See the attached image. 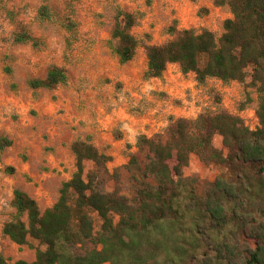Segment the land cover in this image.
I'll return each mask as SVG.
<instances>
[{"label":"trees","instance_id":"obj_1","mask_svg":"<svg viewBox=\"0 0 264 264\" xmlns=\"http://www.w3.org/2000/svg\"><path fill=\"white\" fill-rule=\"evenodd\" d=\"M216 3H227L233 15L224 20V31L217 36L209 29L172 28L174 37L144 45L146 75L159 77L168 64L178 63L200 83L208 77L243 81L251 66L261 126L250 129L239 115L220 111L195 119L178 117L161 133L139 136L137 147L147 151L142 173L152 181L139 183L131 199L105 189L101 171L109 157L89 140H74L76 169L51 206L41 211L27 192H13L17 217L4 223L3 234L19 245L37 240L34 259L10 263L0 254V264H234L229 238L248 234L258 242L243 264H264V0ZM42 14L48 16L46 7ZM134 23L129 13L115 17L110 45L120 63L133 59L139 45ZM30 39L26 32L14 37L18 43ZM67 81L66 69L52 65L29 84L52 89ZM215 134L222 136L226 153L214 146ZM193 153L206 164L225 166L229 174L207 182L199 193L195 178L183 174ZM86 161L94 168L86 171ZM129 164H137L136 154ZM97 218L101 223L96 229ZM230 227L234 230L225 233ZM87 242L94 247L74 251Z\"/></svg>","mask_w":264,"mask_h":264},{"label":"crops","instance_id":"obj_2","mask_svg":"<svg viewBox=\"0 0 264 264\" xmlns=\"http://www.w3.org/2000/svg\"><path fill=\"white\" fill-rule=\"evenodd\" d=\"M231 17V11L215 0H155V9L147 13L142 24L132 26L139 45L133 59L121 63L122 69L116 71L125 86L118 99L106 100L107 111L102 109V100L82 89L70 90L67 94L59 87L61 84L52 89L32 87L29 80L33 77L28 79L27 85L13 70L14 65L3 62L5 42L0 39V169L3 174L0 189H7L8 182L14 186L11 200L16 188L36 199L31 190L32 182L26 180L32 177L33 181H38L45 177L60 166L66 154L75 164L71 150L74 140H89L109 157L108 167H118L136 152L142 129L153 123L149 115L152 112L157 111L155 121L162 130L178 117L197 118L199 109L194 101L198 105L206 102V109L210 104V89L224 82L208 77L200 83L194 72H182L178 63L168 64L159 77L147 76V65L143 67L137 61L138 52L145 51L140 41L161 44L167 36L171 37L172 28L214 31ZM106 58L103 56L101 62L108 69L111 64ZM114 61L120 64L116 54ZM192 95L195 100H188ZM41 155L46 158L45 167L49 169L42 174L38 173L35 163ZM7 167H13L14 171Z\"/></svg>","mask_w":264,"mask_h":264},{"label":"rangeland","instance_id":"obj_3","mask_svg":"<svg viewBox=\"0 0 264 264\" xmlns=\"http://www.w3.org/2000/svg\"><path fill=\"white\" fill-rule=\"evenodd\" d=\"M223 5L230 10L227 3ZM43 7L47 9V17L42 14ZM154 9L155 0H0V39L5 42L3 46L6 52L3 62L10 66L14 65L13 70L19 73L26 83L32 77H44L52 65L63 67L68 74L67 83L59 85L63 92L68 94L70 90L78 92L82 89L93 98L102 100V109L107 111L106 100L118 99L125 86L124 81L119 79L116 73L122 69V64L112 62L115 53L110 45V38L115 17L119 12L132 14L135 19L134 26L137 27L142 24L147 13ZM223 31V25L214 29L217 36ZM23 32L29 34L32 39L22 43L15 42V34ZM135 33L139 34L136 30ZM175 35L176 33L171 34V37L167 36L163 42ZM140 42L142 46L145 45L142 40ZM103 56L107 57L111 67L116 68L107 69L101 62ZM137 57L141 66L147 65L145 51L140 50ZM246 71L247 75L243 81L234 80L224 82L219 87L213 86L209 91L210 104L198 116L226 111L239 115L246 125V119L249 120L250 113L254 111L258 120V125L254 129L261 126L257 114L259 91L257 86L252 84V67L248 66ZM111 107L112 105H109V108ZM213 144L224 153L227 152L221 135L215 134ZM134 154L137 155V164H129L128 160L118 167L106 165V169L101 171V178L107 191L116 190L131 199L135 196L139 183L144 180L152 181L145 178L142 173L147 161V151L137 147ZM45 162L47 160L43 155L35 161L38 173L42 174L49 170L45 167ZM92 168L94 164L86 161L85 170ZM74 170V161L69 160V155L66 154L60 166L45 177L38 178V181H33L32 177L26 180L27 183L32 182L31 190L41 211L57 200L62 182L71 177ZM227 173L225 166L206 164L195 153L190 155L189 163L183 169L184 176L195 178L199 193L204 192L207 182H212L218 176ZM2 175L0 169V179L3 178ZM6 184L7 189L4 187L0 189V254L10 263L18 259L31 261L35 257L36 248L40 246L37 240L29 238L27 244L19 245L3 234L4 223L17 217V211L11 204L14 186L8 182ZM114 218L117 220L118 216L115 215ZM21 219L26 220V215L21 216ZM100 223V219L97 218L96 229ZM232 230L234 228L230 227L225 233L228 234ZM262 231L264 232L263 227ZM229 239L236 253L234 264H243L247 254L255 248V242H258V239L250 234L232 236ZM92 247L94 244L87 242L73 249L75 252H83L86 248Z\"/></svg>","mask_w":264,"mask_h":264},{"label":"built area","instance_id":"obj_4","mask_svg":"<svg viewBox=\"0 0 264 264\" xmlns=\"http://www.w3.org/2000/svg\"><path fill=\"white\" fill-rule=\"evenodd\" d=\"M188 100H195V96L194 95L189 96V99ZM194 105L196 107H198L199 113H202L204 111V108L206 107L207 103L204 102L203 105H198L197 102L194 101ZM156 114H157V111H154L151 114H149V115H151V117H153V119H152V122L153 123L149 127H144L142 129L143 132H142L141 135L147 136L148 134H151V136H153V135H155L157 133H160V132L164 131L161 128H159V126L157 125V123L155 121ZM149 115H148V117H149ZM248 119L249 120L246 119V121H245L246 122V125L250 129H254L258 125L257 116H256V114H255L254 111L250 113V116H249Z\"/></svg>","mask_w":264,"mask_h":264}]
</instances>
